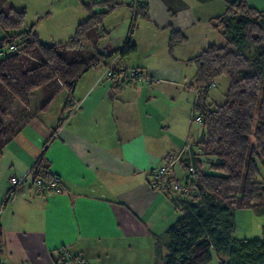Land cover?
<instances>
[{"label":"crops","instance_id":"1","mask_svg":"<svg viewBox=\"0 0 264 264\" xmlns=\"http://www.w3.org/2000/svg\"><path fill=\"white\" fill-rule=\"evenodd\" d=\"M115 1L103 19L105 53L121 47L130 23L128 0ZM140 1L144 16L129 36L136 49L114 66L138 68L146 79L125 83L122 73L106 78L102 64L91 67L4 147L0 254L8 264H54L60 249L90 264H163L164 233L179 213L150 184V172L179 156L185 142L194 147L195 65L189 59L222 46L215 19L235 0ZM244 1L264 11V0ZM172 30L184 39L170 52ZM53 101V113L44 116ZM39 156L61 190L38 194L28 178L3 203L8 179L26 173ZM181 160L171 165V175H185Z\"/></svg>","mask_w":264,"mask_h":264},{"label":"trees","instance_id":"2","mask_svg":"<svg viewBox=\"0 0 264 264\" xmlns=\"http://www.w3.org/2000/svg\"><path fill=\"white\" fill-rule=\"evenodd\" d=\"M5 1L0 0V5ZM80 2L86 19L57 44L41 42L32 27L22 29L23 9L0 7L4 32L0 39V155L27 120L45 109L61 89L72 91L83 72L106 65L114 53L122 58L135 51L129 39L113 52L103 50L102 21L118 5L115 0ZM144 10L141 4L136 19L144 16ZM93 26L97 40L83 58V38ZM215 27L224 45H211L189 59L195 65L190 83L195 91L192 113L200 116L202 126L189 150L198 178L173 208L179 217L164 233L163 264H206L213 252L226 256L220 264H264V225L260 238L232 235L236 209L264 215V11L244 0L231 1L215 19ZM183 39L172 30L169 51ZM221 75L227 76L228 87L223 103L212 107L209 90ZM181 163L183 168L188 166L185 159ZM54 176L39 156L27 179L33 184L37 178Z\"/></svg>","mask_w":264,"mask_h":264},{"label":"rangeland","instance_id":"3","mask_svg":"<svg viewBox=\"0 0 264 264\" xmlns=\"http://www.w3.org/2000/svg\"><path fill=\"white\" fill-rule=\"evenodd\" d=\"M83 1L87 2V0ZM7 6H12L15 9H23L25 13L22 29L32 27L39 40L46 44L65 42L74 34L77 24L87 17V11L81 5L80 0H6L0 5V7ZM98 10V8L95 9V11ZM97 33L98 30L95 26L86 31L85 37L83 38L84 48L81 50L83 58H87L90 54L91 49L97 40ZM3 36L4 32L0 28V39ZM101 41H103V39ZM221 41L224 44V40L221 39ZM3 50L8 51L7 47ZM215 83L216 84L210 88L208 95V102L211 103L212 107L223 103L226 89L228 87V78L226 75H221L216 79ZM193 94L192 91L191 102L194 97ZM35 96L33 102L36 101L37 97ZM56 104V102L51 103L44 116L51 115ZM191 118L192 113L190 117V127L192 129L193 137H191V139L197 140L201 135L202 126L199 122L191 121ZM263 225L264 215H255L247 209H236L234 212V230L232 235L238 239L260 238ZM163 249V253H165L166 249L164 247ZM225 258L226 256H218L213 252L211 260L206 264H220Z\"/></svg>","mask_w":264,"mask_h":264},{"label":"built area","instance_id":"4","mask_svg":"<svg viewBox=\"0 0 264 264\" xmlns=\"http://www.w3.org/2000/svg\"><path fill=\"white\" fill-rule=\"evenodd\" d=\"M131 17L130 23L128 26L127 36L125 41L129 39V36L135 26L136 21V13L138 7L142 4L140 0H128ZM124 41V42H125ZM11 50H14L13 46H10ZM118 59V53H114L109 60V62L103 66L101 75L106 78H114L117 74H123V80L125 83L144 80L146 79L145 75L138 68H130V69H117L114 66L115 61ZM215 83L213 84V86ZM191 121L200 123V116L192 113ZM190 143L185 142L181 154L177 156L175 159L166 161L160 164L158 167L153 169L150 172V184L161 191L169 199L173 208L179 206L181 204L182 198L188 195L190 190V184L195 182L198 178V172L193 167L192 162L190 161ZM182 156V159L187 160L188 166L184 168L185 175L182 177L172 176L170 174V167L175 162L178 161ZM30 169L21 176H12L8 179L7 188L5 192V196L3 198V203L7 202L9 198L19 189H21L27 180ZM33 187L38 194H46V193H54L59 192L61 190L60 179L57 176H54L50 180H44L41 178H37L33 182ZM0 264H8L5 258H3L0 254ZM20 264H28L26 261L20 262ZM54 264H90L87 260L81 258L80 256H75L68 253L65 250H57L54 257Z\"/></svg>","mask_w":264,"mask_h":264}]
</instances>
